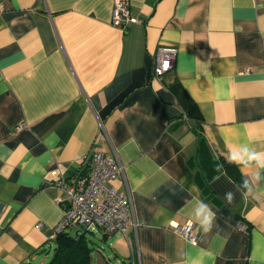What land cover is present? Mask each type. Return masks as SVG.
Returning <instances> with one entry per match:
<instances>
[{
  "label": "crops",
  "instance_id": "obj_1",
  "mask_svg": "<svg viewBox=\"0 0 264 264\" xmlns=\"http://www.w3.org/2000/svg\"><path fill=\"white\" fill-rule=\"evenodd\" d=\"M115 2L134 18L124 28ZM160 45L177 53L156 78ZM173 81L202 116L207 170L231 145L264 151V0H0V264L49 262L65 197L55 182L94 151L124 163L109 184L138 225L111 240L128 264H264V181L249 193L224 170L200 176ZM197 194L216 227L192 223L191 243L174 226L192 220Z\"/></svg>",
  "mask_w": 264,
  "mask_h": 264
},
{
  "label": "built area",
  "instance_id": "obj_2",
  "mask_svg": "<svg viewBox=\"0 0 264 264\" xmlns=\"http://www.w3.org/2000/svg\"><path fill=\"white\" fill-rule=\"evenodd\" d=\"M134 21L127 4L115 2L112 10V23L124 28L126 23ZM177 49L160 45L154 54L153 75L160 78L174 64ZM124 163L116 154L94 151L88 167L67 179L59 177L55 185L63 191V215L54 227V236L69 228L103 230L104 236L111 238L115 232L126 233L129 226L136 227L138 222L131 217L129 198L117 191L109 181L123 175ZM41 223H36L39 228ZM238 227L246 228L238 222ZM174 231L188 242L196 241L192 222L175 225Z\"/></svg>",
  "mask_w": 264,
  "mask_h": 264
},
{
  "label": "trees",
  "instance_id": "obj_3",
  "mask_svg": "<svg viewBox=\"0 0 264 264\" xmlns=\"http://www.w3.org/2000/svg\"><path fill=\"white\" fill-rule=\"evenodd\" d=\"M168 86L178 97L183 114H185V116H187L188 118L194 120L196 123L194 129L198 136L197 152L200 159L199 165L204 170L202 174L200 173V176L208 181L211 178L213 172L224 170L236 182L241 184V174L238 171L236 165L229 163L228 159L223 155H220L214 159V169H206L205 158L206 156H208L209 151L206 141L201 133V124L203 122V119L198 110V107L196 103L190 98V96L185 92L178 81L170 82ZM87 230L88 229L82 228L76 229L74 233L69 230L57 233L54 239L55 250L48 264H90L92 247L89 244V240L86 236L85 231Z\"/></svg>",
  "mask_w": 264,
  "mask_h": 264
},
{
  "label": "clouds",
  "instance_id": "obj_4",
  "mask_svg": "<svg viewBox=\"0 0 264 264\" xmlns=\"http://www.w3.org/2000/svg\"><path fill=\"white\" fill-rule=\"evenodd\" d=\"M228 162L239 167L242 173L245 172V169L251 170L250 176L245 178L241 185L247 192H252L255 185L264 181V151L257 150L252 144L243 143L229 146ZM193 191L198 192L195 185L192 186L189 194L191 195ZM224 200L227 204H232L235 200V193L232 191L225 192ZM193 201L191 222L198 225L199 230L207 235L216 227L217 213L198 194L193 196Z\"/></svg>",
  "mask_w": 264,
  "mask_h": 264
},
{
  "label": "rangeland",
  "instance_id": "obj_5",
  "mask_svg": "<svg viewBox=\"0 0 264 264\" xmlns=\"http://www.w3.org/2000/svg\"><path fill=\"white\" fill-rule=\"evenodd\" d=\"M75 229V227L69 228V231L74 233ZM77 229H80V227ZM85 232L89 240V244L92 247L90 264H128V259L126 256L121 257L116 254V251L112 246L111 238L105 237L103 235L102 229H100L98 232H96V230H87ZM54 249L55 247L52 248V252L48 260L52 258Z\"/></svg>",
  "mask_w": 264,
  "mask_h": 264
},
{
  "label": "water",
  "instance_id": "obj_6",
  "mask_svg": "<svg viewBox=\"0 0 264 264\" xmlns=\"http://www.w3.org/2000/svg\"><path fill=\"white\" fill-rule=\"evenodd\" d=\"M55 250V249H54Z\"/></svg>",
  "mask_w": 264,
  "mask_h": 264
}]
</instances>
